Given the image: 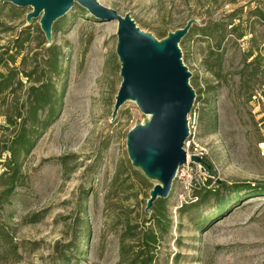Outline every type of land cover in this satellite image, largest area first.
Masks as SVG:
<instances>
[{"label": "rangeland", "instance_id": "1", "mask_svg": "<svg viewBox=\"0 0 264 264\" xmlns=\"http://www.w3.org/2000/svg\"><path fill=\"white\" fill-rule=\"evenodd\" d=\"M96 1L120 16L129 14L140 30L159 41L195 20L188 39L179 44L191 73L190 85H197L195 95L207 85L216 86L209 71L214 70V36L207 40L200 30L222 18L228 21L237 8L245 15L247 4L251 9L256 6L255 0ZM260 1L264 9V0ZM30 11L0 0V54L11 53L8 42L23 27L39 28L38 19L23 25ZM85 13L74 5L53 25L59 28L52 32L50 45L62 53L65 72L57 83L63 88L62 103L22 164L23 185L11 204L0 210V264H62L61 249L71 242L77 244L76 255L67 264H124L122 242L137 244L135 238L125 236L126 223L149 227L144 209L156 183L132 167L126 152L127 133L148 117L133 102H126L112 120L121 83L115 53L117 24ZM35 36L24 52V65L20 59L10 65L14 73L42 66L49 45L40 46ZM255 36L264 39V27H256ZM248 39L227 46L225 84L208 95L209 104L204 103L205 94L198 95L201 102L195 97L187 116V163L178 169L165 199L167 229L153 252V264H264V193H259L264 188V96L256 90L247 101L246 93L237 89L235 75ZM17 80L22 88L17 90L14 83L10 90H16L20 104L26 82L22 75ZM12 104L15 100L7 93L0 99V126ZM206 113L214 120L211 127L206 126ZM8 135L0 130V155ZM193 155L211 171L190 162ZM238 185L249 191L240 192L234 188ZM204 187L225 191V200L230 201L221 209L211 201L198 210L180 212L196 202L194 195ZM79 215L84 217V240L79 227L72 230Z\"/></svg>", "mask_w": 264, "mask_h": 264}, {"label": "trees", "instance_id": "2", "mask_svg": "<svg viewBox=\"0 0 264 264\" xmlns=\"http://www.w3.org/2000/svg\"><path fill=\"white\" fill-rule=\"evenodd\" d=\"M255 5L251 9L250 5L247 4L249 11L245 15L242 14V8H237L227 16L228 21H226V18H222L211 23L213 25L200 30L207 40L214 36V70L209 69V71L213 72L212 75H214L216 86L213 88L207 85L206 89L203 90L201 94L206 95L204 103L209 104L208 95L213 91L215 92L216 88L221 86V83L225 84V75L223 74L225 58L223 55L227 51V46L232 42L236 45L237 42L242 41L246 37H249L246 42L248 47L241 52V68H238V71L235 72L238 78L237 89L246 93L247 101L252 100L256 90L260 91V94L264 96V39H257V36H255V28L264 27V9L260 0H255ZM82 14L84 15V13ZM212 27L214 32H210ZM58 28L59 24H55L52 32H55ZM10 31L13 30L11 29ZM192 31L191 28L181 44L188 39ZM34 33L36 34V39H40V46L47 44L39 28H35L32 25L25 26L11 36L12 38L8 42L11 53L4 51L0 54V99H4V95L7 93L15 100V104H12V107L3 114L4 126H0L1 131L9 133L7 137L9 140L4 145L0 155V166L2 169L0 174V210L4 206L11 204V197L23 185L22 164L37 144L40 135L52 125L62 103L63 88L61 86L58 87L57 83L62 79V75L65 72L62 70V53L56 46H47L45 55L42 58V66L39 67L35 64L30 70L22 71L19 74L11 70L12 67L10 65H14L18 59H20V65H24L26 59L24 52L29 48L28 45ZM166 36L167 34L163 37ZM38 69H40V74ZM19 75H22L26 82L23 99L20 104H18L19 100L15 93L16 90H10L14 83L17 86V90L22 88V82L17 80ZM196 86L192 87L193 90L196 89ZM199 94L200 92L196 93V102L202 101L198 96ZM204 115L207 119L206 126L211 127L214 123L211 114L208 115L206 113ZM200 163L211 171L212 168L203 161ZM242 187V185H238L234 188L237 190L240 188V192L249 191L248 188ZM259 193H264V188L259 190ZM225 195V191L220 189L213 190L204 187L201 192L194 195L196 202L186 204L181 208L180 212L198 210L204 205H209L211 201L214 206H220L219 209H221L230 201L225 200ZM166 207V200H157L153 204L151 213L145 221V223H149L148 228L140 229L137 226H131L130 222L126 223L125 236L135 238L137 244L125 245L122 242L120 247L121 263L153 264V252H155L162 235L167 229ZM83 211L82 202L79 205L78 212L82 214ZM84 224V217H80V215L72 224L73 232L79 227L78 231L82 233L83 240L86 233L83 228ZM1 227L2 225L0 224V233H2ZM76 245L75 242H71L61 249L58 258L60 263H70V259L76 255L74 254ZM134 247H137L136 251H133ZM130 255L134 256L132 260H129Z\"/></svg>", "mask_w": 264, "mask_h": 264}, {"label": "water", "instance_id": "3", "mask_svg": "<svg viewBox=\"0 0 264 264\" xmlns=\"http://www.w3.org/2000/svg\"><path fill=\"white\" fill-rule=\"evenodd\" d=\"M17 8H30L25 24L38 19L39 29L48 45L52 42L54 23L74 5L94 19L116 22L115 53L121 83L111 115L133 102L148 120L126 135V152L133 168L156 183L149 192L144 212L151 213L157 200L167 199L179 168L187 163L184 150L189 138L187 116L193 109L195 92L190 85L191 73L182 61L179 44L196 24L189 20L184 27L157 40L140 30L129 14L101 6L96 0H1ZM190 162L200 163L196 156Z\"/></svg>", "mask_w": 264, "mask_h": 264}]
</instances>
